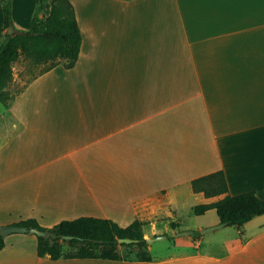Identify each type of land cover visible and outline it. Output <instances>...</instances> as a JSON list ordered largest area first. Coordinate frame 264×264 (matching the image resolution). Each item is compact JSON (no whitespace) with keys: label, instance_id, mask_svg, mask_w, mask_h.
<instances>
[{"label":"crops","instance_id":"1","mask_svg":"<svg viewBox=\"0 0 264 264\" xmlns=\"http://www.w3.org/2000/svg\"><path fill=\"white\" fill-rule=\"evenodd\" d=\"M68 1L81 36L74 65L56 64L0 103L19 125L0 141V225L139 219L149 237L180 227L190 193L264 199V0ZM35 6L11 0L13 32L28 29ZM57 82L76 90L53 105ZM219 170L225 193L192 191V179ZM232 227L213 249L201 235L151 260L51 259L34 234L13 232L0 264H264V212Z\"/></svg>","mask_w":264,"mask_h":264},{"label":"trees","instance_id":"2","mask_svg":"<svg viewBox=\"0 0 264 264\" xmlns=\"http://www.w3.org/2000/svg\"><path fill=\"white\" fill-rule=\"evenodd\" d=\"M2 7L3 25L7 29L12 24L11 0H4ZM46 9V16L40 17L39 13ZM80 43L79 27L68 0H36L28 29L11 34L5 32L0 40V103L7 105L15 96L9 91L8 85L12 80V62L17 58L19 51L33 63H45V66L26 82L27 84L37 75L58 64L59 59H67L63 64L65 68L72 67L77 59ZM191 189L193 192H202L205 197L225 193L227 191L225 175L219 170L196 177L191 180ZM211 208L215 209L220 222L239 227L251 217L264 212V199L259 198L254 191L225 194L214 201L195 204L192 211L194 214H203ZM16 224L36 227L46 232L44 236L35 235L36 252L39 256L48 255L51 259L75 257L151 260L145 252L147 242L142 229L144 221L139 219L124 227L112 219L94 216L63 219L49 227L41 226L34 218L22 219ZM170 225L174 227L176 223L170 222ZM192 233L199 231L194 230ZM64 235H72V238L64 239ZM124 237L132 241L118 242L119 238ZM63 242L74 246L75 250L65 251L61 245ZM118 244L127 248V253L108 254V251L113 250ZM3 246L4 235L0 231V249Z\"/></svg>","mask_w":264,"mask_h":264},{"label":"rangeland","instance_id":"3","mask_svg":"<svg viewBox=\"0 0 264 264\" xmlns=\"http://www.w3.org/2000/svg\"><path fill=\"white\" fill-rule=\"evenodd\" d=\"M46 11H41L39 13L40 17L46 16ZM6 29V28H5ZM67 62V61H65ZM63 59L58 60V64H64ZM47 64V63H46ZM45 66V63L36 64L27 57L22 51L18 53L17 58L12 62V80L8 85L9 91L16 95L26 84V82L33 77L36 73H38L41 68ZM54 93L53 105L57 104L58 96L56 93H64L71 92L76 90V85L74 83H66V82H57L55 86L52 88ZM8 105H5V107ZM3 106L0 104V112H3ZM38 107L41 108L43 105L40 103ZM19 125L16 120L12 116H8L4 114L0 116V141L9 136L11 133L18 129ZM212 199H215L217 195L210 196ZM202 200L197 197L196 194L189 195V199L186 204H183V207L179 211V219H180V227H171L167 230V233H157V234H165V239H157L153 242L148 243L145 248V252L147 253L150 259H154L157 257H162L166 255H170L173 253H182L192 249V245L188 243L189 241L196 240L201 235L203 238L207 239L206 248H214V246L218 245L221 242L220 239L224 241L230 240L234 234L235 229L232 226H221L218 228L210 229L205 232L202 230L211 227L213 225L206 224L210 222L212 219L216 218V213L214 210L208 211L204 214H194L192 211V207L201 203ZM203 225V227L201 226ZM202 227V228H198ZM172 229V230H171ZM194 230H198L199 233H192ZM169 231V232H168ZM185 232H191L188 234H184ZM154 234L152 236H155ZM149 236V237H152ZM169 236V237H167ZM61 242V241H60ZM59 242V243H60ZM62 249L65 251L75 250L74 246H71L67 242L61 243ZM218 249V248H217ZM128 249L124 246L117 245L113 250L110 249L108 254L115 253L116 255H122L127 253Z\"/></svg>","mask_w":264,"mask_h":264},{"label":"water","instance_id":"4","mask_svg":"<svg viewBox=\"0 0 264 264\" xmlns=\"http://www.w3.org/2000/svg\"><path fill=\"white\" fill-rule=\"evenodd\" d=\"M6 33H8V34L13 33L12 24L9 25V27L6 30ZM223 225H225L224 222H219V223H217L211 227H208V228L202 230V232H205V231L210 230V229L218 228V227H221ZM0 231L3 235H8V234L13 233V232H18V233L29 232V233H32L34 235H41V236H44L46 234V232L44 230H40L36 227H27V226L18 225V224H1L0 225ZM188 233H191V232H185L184 234H188ZM63 238L64 239H70V238H72V235H64ZM165 238H166L165 234H157V235L152 236V237H145L146 242H148V243L153 242L154 240H157V239H165ZM131 241H132V239L127 238V237L118 239V242L128 243Z\"/></svg>","mask_w":264,"mask_h":264}]
</instances>
